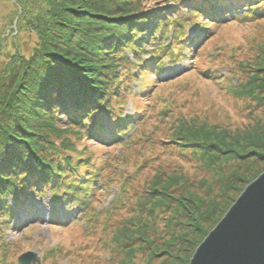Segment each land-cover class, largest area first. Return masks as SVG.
<instances>
[{
    "label": "trees",
    "instance_id": "1",
    "mask_svg": "<svg viewBox=\"0 0 264 264\" xmlns=\"http://www.w3.org/2000/svg\"><path fill=\"white\" fill-rule=\"evenodd\" d=\"M147 1L35 0L39 10L47 9L54 20L48 26L47 22L39 21L36 13L32 15L30 21L39 39L35 48L27 56L22 49L18 54L17 49L18 56L13 53L10 66L2 68L5 77L0 87L2 219H11L17 210H29L31 206L25 207V203L32 191L40 197L48 194L52 201L63 196L82 201L83 216H89L90 221L87 219L80 225L84 229L90 223L93 228L95 222L92 221L96 217H93L92 199L104 193L109 176L105 173L114 168L113 162L118 156L93 160L91 148L123 151L126 142L122 139L136 127V122L140 125L128 144L139 134L145 139L140 127L146 123V118H138L142 111L134 108L136 101L146 102L145 107L150 104L145 97L148 89L143 83L145 76L152 74L160 80L168 66L180 65L190 55L194 62L205 43L213 37L210 35L224 23L264 21V0H173L172 4L155 1L152 7L144 6ZM182 6H185L184 10ZM179 12L185 17L182 18ZM177 13L179 18L174 19L173 15ZM187 28L192 31V36ZM248 64L239 68L241 78L236 80L248 79L241 94L260 104L264 102V96L260 95H264V86L250 85L253 81H263L254 75L263 68L255 70L257 66L252 69ZM188 69L196 72L195 68ZM247 69L254 70L250 76ZM216 70V66L211 70L208 68L199 72L198 77L215 83L226 80L222 77L217 81ZM133 82L140 84H137V92L130 91ZM129 97L134 100V114L125 116V103ZM169 110L164 107L155 116L159 120L167 119ZM207 129L187 128L180 123L172 131L170 141L174 144L181 141L177 144L180 147L203 154L205 168L216 177V195L202 200L189 192L179 194L175 189L179 187L180 177L168 178L150 191L160 195L155 196L147 210L149 213L161 208L170 209L173 217L186 218L187 225L192 228L180 238H172L177 245L186 243L195 248L207 235L205 222L215 225L234 202L232 199L226 202L228 193L242 192L264 171V132L260 127L233 133ZM148 168L151 167L139 166L131 176L119 182L116 197L106 208V214H114V210L119 212L118 209L123 208V211L128 210L135 199L139 203L142 192L134 183ZM215 198L224 200L220 203ZM9 199L13 200L15 210ZM202 207L204 210L200 213ZM77 222L74 220L71 224L79 225ZM105 225L102 224L100 231L106 229ZM53 226L54 229L64 227ZM148 229L137 227L135 231L123 234V240L137 236L140 242L150 243L145 240L150 238ZM171 241L168 240L158 253L168 254ZM123 245L126 247L129 243ZM183 250L180 245L177 251ZM12 256L8 245L2 242L0 264H18L17 259H10ZM190 256L179 259L188 264ZM48 258V252H42L41 264Z\"/></svg>",
    "mask_w": 264,
    "mask_h": 264
},
{
    "label": "rangeland",
    "instance_id": "2",
    "mask_svg": "<svg viewBox=\"0 0 264 264\" xmlns=\"http://www.w3.org/2000/svg\"><path fill=\"white\" fill-rule=\"evenodd\" d=\"M155 1L172 4L173 0H148L143 4L152 7ZM39 9L41 8H38L35 0H0V76L3 74L2 68L10 66L13 61L14 57L11 58L13 53L14 56H18L22 49L27 56L35 48L39 39L30 21L33 20L32 15L36 13L39 21L47 22L48 26L54 20L50 11ZM182 9L184 10L185 6H182ZM181 17L184 18L185 15ZM173 18L178 19V13L174 14ZM186 31L190 36L193 35L188 28ZM210 36L213 37L205 43L201 55L194 62L193 55H190L180 65L168 66L161 73L160 80L153 78L152 74L145 76L143 83L148 86L145 97L150 104L145 107L146 102L136 101L134 106L142 111L138 118L142 120L146 118V123L143 122L144 125L140 127L145 139L139 134L128 144V140L140 125L136 122V127L122 139L124 143L126 142V149L123 151L90 147L93 160H107L111 156H118L113 162L114 168L105 173V176L107 173L109 176L104 193L95 195L96 197L92 199L95 211L93 217H96L92 221L95 222L93 228L90 223L84 229L80 225L82 221L86 222L89 219V216H83L85 210L82 209V201L80 203L65 196L52 201L48 194L40 197L30 191L25 203V207L31 206L29 210H17L13 217L7 220L0 217V244L5 242L8 245L13 254L10 259L16 260L26 252L36 254L39 264L42 252H48L49 258L45 264H183L180 257L183 259L191 255L189 260L191 259L207 235L195 248L186 243L177 245L175 239L192 228L187 225L186 218L173 217L174 213L170 209L161 208L149 213L147 210L155 201V196L160 195L150 191L153 187L161 186L168 178L180 177L179 187H176L175 192L183 195L189 192L204 200L207 196L216 195V177L205 168L203 154L199 155L194 153L195 150L180 147L177 144H181V141H177V144L170 141L172 131L181 123L187 128L202 130L214 128L233 133L257 130L260 127L264 132V102L257 104L253 102L254 99L245 98L241 94V88L248 79L241 82L236 80L241 78L239 68H245L248 63L254 62L250 65L252 69L255 66H257L255 70L263 68L254 72V75L263 78V81H253L250 86H264V21L253 24L224 23ZM215 66L217 81L222 77L226 80L215 83L198 77L199 72L207 71L208 68L211 70ZM188 68H195L196 72ZM252 69H247L248 73L250 72L248 76L253 73ZM4 78L3 75L0 77V87L3 86L1 80ZM137 84L140 85L138 82L131 83L130 91L137 92ZM260 95L264 96L262 93ZM132 102L133 98L129 97L125 103V116L134 114ZM164 107L170 108L168 113L170 116L159 120L155 114ZM160 141L168 144L163 145ZM204 154L206 155L205 152ZM139 166L151 167L134 183L142 192L139 203L135 199L128 206V210L123 211V208L118 209L119 212L114 210V214L111 212L106 214V208L116 197L119 182H122L124 177L131 176ZM157 190L159 192V189ZM240 194L241 192H229L226 202L229 203L231 199L235 202ZM215 200L222 203L224 199ZM9 203L15 210L16 206L12 199H9ZM200 210L201 213L204 207ZM201 216L205 217L203 213ZM221 218L215 225L210 221L205 222L207 234ZM54 219L58 221H53ZM74 220H77L79 225L71 224ZM89 221L90 219L87 220ZM147 222L149 226L146 225ZM52 224L64 227L54 229ZM102 224H106V229L100 231ZM137 227L149 228L147 235L150 238L145 240H149L150 243L140 242L136 239L137 236L132 237L133 240H123V234L133 232ZM98 232L105 233L102 235ZM172 238L175 239L171 241ZM168 240L171 241L167 248L169 253H158ZM123 243L129 245L124 247ZM180 245L184 247L181 253L177 251ZM153 251L154 256H151Z\"/></svg>",
    "mask_w": 264,
    "mask_h": 264
},
{
    "label": "water",
    "instance_id": "3",
    "mask_svg": "<svg viewBox=\"0 0 264 264\" xmlns=\"http://www.w3.org/2000/svg\"><path fill=\"white\" fill-rule=\"evenodd\" d=\"M17 262L39 264V259L26 252ZM188 264H264V172L244 188Z\"/></svg>",
    "mask_w": 264,
    "mask_h": 264
}]
</instances>
